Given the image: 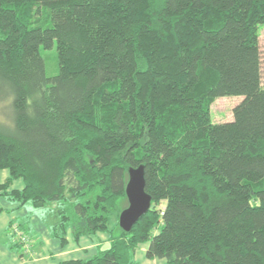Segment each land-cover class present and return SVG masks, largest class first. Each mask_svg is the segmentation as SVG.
<instances>
[{"label": "trees", "instance_id": "trees-1", "mask_svg": "<svg viewBox=\"0 0 264 264\" xmlns=\"http://www.w3.org/2000/svg\"><path fill=\"white\" fill-rule=\"evenodd\" d=\"M261 26L264 0H0V197L53 211L63 245L108 236L58 264H141L144 244L165 264H264ZM140 165L151 210L110 229Z\"/></svg>", "mask_w": 264, "mask_h": 264}, {"label": "rangeland", "instance_id": "rangeland-1", "mask_svg": "<svg viewBox=\"0 0 264 264\" xmlns=\"http://www.w3.org/2000/svg\"><path fill=\"white\" fill-rule=\"evenodd\" d=\"M259 41L264 83V26L260 27ZM42 56L45 60L47 75L49 77L56 76L59 72L56 45L48 50L42 49ZM242 100V96L218 98L211 106L212 121L214 123L231 121L233 119V108ZM9 176L8 170H0V184L6 182ZM23 186L22 179H17L13 182L11 188L22 189ZM0 205L4 208L3 212L0 213V264H36L33 262L34 260L35 262L39 260L37 264H58L63 260L88 259L96 255L99 246L106 245L108 240L106 234L99 233L94 237H84L77 243L69 232L67 235L68 242L63 245L59 238L52 236L55 214L49 208L36 207L30 202L20 206L19 202L10 200L5 196L0 197ZM127 207L128 199L120 200L119 215L112 217L110 229L120 230L118 226L119 217ZM13 226H19L18 229L21 227L19 229L21 233L28 234L31 237L32 247L23 256L22 249L17 247L18 237ZM97 243L99 244L98 248L92 246V248L86 249V246ZM147 246L148 244L141 246L136 254V259L141 264H165L162 260L147 259L145 254Z\"/></svg>", "mask_w": 264, "mask_h": 264}, {"label": "water", "instance_id": "water-1", "mask_svg": "<svg viewBox=\"0 0 264 264\" xmlns=\"http://www.w3.org/2000/svg\"><path fill=\"white\" fill-rule=\"evenodd\" d=\"M126 196L128 207L120 214L119 226L126 233H130L152 207V196L146 191L144 165L129 168Z\"/></svg>", "mask_w": 264, "mask_h": 264}, {"label": "built area", "instance_id": "built-area-1", "mask_svg": "<svg viewBox=\"0 0 264 264\" xmlns=\"http://www.w3.org/2000/svg\"><path fill=\"white\" fill-rule=\"evenodd\" d=\"M13 229H14L15 233L17 234V237H18L17 239H18V241L22 243V245H23L25 251L29 252L30 249H31V247H32L31 242L28 240V238H27L26 236H24V235L20 232V230L18 229V226H13Z\"/></svg>", "mask_w": 264, "mask_h": 264}, {"label": "crops", "instance_id": "crops-1", "mask_svg": "<svg viewBox=\"0 0 264 264\" xmlns=\"http://www.w3.org/2000/svg\"><path fill=\"white\" fill-rule=\"evenodd\" d=\"M98 245H99L98 243H97V244H90V245L86 246V247H87L86 249H90V248H92V246H95V247L98 248ZM79 249H81V248H79ZM25 253H26V252H24V253L22 254V256L25 255ZM31 254H32V253L30 252V255H31ZM33 254H34V253H33ZM43 258H46V257H43ZM40 261H41V260H40ZM33 262L37 264V263L39 262V260H36V262H35V260H34Z\"/></svg>", "mask_w": 264, "mask_h": 264}]
</instances>
